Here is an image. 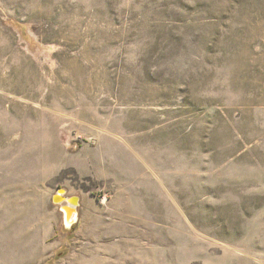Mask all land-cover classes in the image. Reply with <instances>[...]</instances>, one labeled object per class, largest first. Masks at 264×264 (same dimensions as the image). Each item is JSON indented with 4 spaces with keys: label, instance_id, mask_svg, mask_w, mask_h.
Here are the masks:
<instances>
[{
    "label": "rangeland",
    "instance_id": "374dc122",
    "mask_svg": "<svg viewBox=\"0 0 264 264\" xmlns=\"http://www.w3.org/2000/svg\"><path fill=\"white\" fill-rule=\"evenodd\" d=\"M0 264H264V0H0Z\"/></svg>",
    "mask_w": 264,
    "mask_h": 264
},
{
    "label": "bare ground",
    "instance_id": "6f19581e",
    "mask_svg": "<svg viewBox=\"0 0 264 264\" xmlns=\"http://www.w3.org/2000/svg\"><path fill=\"white\" fill-rule=\"evenodd\" d=\"M67 193L68 192L65 191L60 192V195H58L56 199L60 200L57 204H59L61 207L64 224L66 225V227L71 228L78 221V215H79L78 207L80 205L81 199H72L71 197L73 195L67 196ZM65 197H67L68 200L65 199Z\"/></svg>",
    "mask_w": 264,
    "mask_h": 264
},
{
    "label": "water",
    "instance_id": "95a60500",
    "mask_svg": "<svg viewBox=\"0 0 264 264\" xmlns=\"http://www.w3.org/2000/svg\"><path fill=\"white\" fill-rule=\"evenodd\" d=\"M62 191L67 192V189H66V188H58L57 192L53 195V201H54L55 203H58V202L60 201V200H57L56 197H57L58 195H60V192H62ZM71 198H72V199H81V197L78 196V195H73ZM65 199L68 200L67 197H65ZM78 205H79V204H78ZM79 206H80V205H79ZM65 226H66V225H65Z\"/></svg>",
    "mask_w": 264,
    "mask_h": 264
}]
</instances>
